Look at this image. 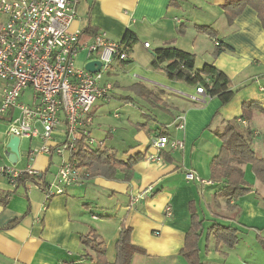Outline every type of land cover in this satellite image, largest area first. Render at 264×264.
<instances>
[{
    "label": "crops",
    "instance_id": "1",
    "mask_svg": "<svg viewBox=\"0 0 264 264\" xmlns=\"http://www.w3.org/2000/svg\"><path fill=\"white\" fill-rule=\"evenodd\" d=\"M226 1H79L71 31H80L81 35L92 26L121 42L130 29L137 36L135 43L141 54L150 61L145 75L133 84L104 79L114 88L109 99L100 100L120 103L126 110L123 115L120 112L112 116L121 122L120 128L109 125L99 137L94 123L91 125L93 136L103 143L96 142L97 148L106 150L113 160L127 162L137 154L143 159L130 167L128 174L117 162L104 167L84 166L88 175L50 199L42 186L56 185L58 163L63 160L57 154L35 155L32 164L38 174L25 176L15 185L0 175V264H91L96 255L94 242L84 243L85 235L91 232L105 241L107 258L114 263L123 222L132 227V243L146 251L136 254L133 264H264V257L251 262L250 239L241 236L252 228L264 233V185L251 164H245V179L253 191L228 201L217 194L222 183L211 177L212 159L222 145L218 133L228 123H235L248 134L257 155L264 157V27L250 6L230 21L223 9ZM198 25L211 26L215 35L200 31ZM94 37H82L81 43H91ZM146 42L150 47L144 45ZM167 45L193 53L197 70L205 64L221 69L235 91L233 99L224 104L217 95L197 94L196 85L170 79L155 69V50ZM221 46L223 50L217 53ZM125 48L127 60L115 59L112 63L117 70L124 71L126 64L134 61L130 47ZM91 59L87 50H82L77 66L84 67ZM1 98L2 91L0 105ZM101 111L92 112L93 122L105 114ZM181 117L185 118L184 128L179 127ZM97 130L101 131V126ZM161 135L182 140L185 146L159 150L153 139ZM10 136L9 128H0V166L25 170L30 164L31 147H39L42 139H30L25 149L21 148V140L20 157L11 163L7 147ZM163 151L166 157L161 161L147 158ZM56 158L60 162L55 165ZM190 172L195 179L187 178ZM194 209L203 220L197 258L183 253ZM214 223L238 228L239 242L234 248L217 243L209 233Z\"/></svg>",
    "mask_w": 264,
    "mask_h": 264
},
{
    "label": "built area",
    "instance_id": "2",
    "mask_svg": "<svg viewBox=\"0 0 264 264\" xmlns=\"http://www.w3.org/2000/svg\"><path fill=\"white\" fill-rule=\"evenodd\" d=\"M79 1L0 0V117L9 119V133L20 136L21 140L42 139L39 147H31L30 164L25 170L1 165L0 175L15 185L25 176L38 174L32 164L35 155L61 156L56 185L47 187L45 183L42 186L47 199L64 193L66 188L88 175V169L79 165L73 152L80 144L85 147L96 144L91 131L92 107L99 99H109L114 88L111 82L103 81L104 73L115 59L128 58L125 46L102 32L95 35L91 43H81L80 31L70 29ZM215 44L218 46L220 42L215 40ZM144 45L150 47L149 42ZM82 50H87L89 58L102 62L99 72L77 66ZM196 90L197 94H206L203 86H197ZM26 96L30 102L25 101ZM191 98L199 100L194 95ZM181 120L179 127L184 128L185 118ZM153 144L159 150L185 146L184 141L172 140L167 135L154 138ZM147 158L162 160L158 154ZM187 178L192 180L196 176L190 172Z\"/></svg>",
    "mask_w": 264,
    "mask_h": 264
},
{
    "label": "trees",
    "instance_id": "3",
    "mask_svg": "<svg viewBox=\"0 0 264 264\" xmlns=\"http://www.w3.org/2000/svg\"><path fill=\"white\" fill-rule=\"evenodd\" d=\"M254 8L264 27V0H228L223 5V9L230 21L241 14L246 7ZM200 31L211 36L215 35L214 29L207 25H198ZM99 32L92 26L85 28L80 35L81 38L93 37ZM137 42L135 32L128 29L121 40L126 47H130ZM223 47H218L217 53L221 52ZM195 55L173 45L159 47L155 50L153 67L160 70L168 78L183 81L189 85L203 86L207 93L212 96H219L224 104L230 102L235 94L231 89L229 77L213 64H205L200 70L195 69ZM256 104H248L247 107ZM222 140L220 151L215 155L211 162V177L214 181L221 182L222 186L217 194L224 196L228 201L237 200L247 196L253 191L252 185L245 179L243 165L251 164L256 177L264 185V157H259L251 145L248 134L241 131L235 123L228 125L218 133ZM75 160L79 165L89 167H104L105 164H116L108 155L106 150L101 148L85 147L82 144L73 152ZM166 152L161 156L165 159ZM143 159V155L137 154L131 157L127 162L118 161L117 164L122 167L126 174L129 168ZM167 159V158H166ZM114 162V163H113ZM264 200V198H263ZM17 221L9 225L14 226ZM203 228V220L200 219L196 209L191 214V227L187 233L183 253L191 258L199 256V239ZM132 227L124 222L121 226V232L116 244L117 258L111 263L107 258L106 244L98 234L91 232L85 235L84 243L94 242L96 252L95 258L91 264H133L136 254H146V251L132 243ZM209 233L213 234L218 244H225L234 248L239 242V230L231 225L214 223L209 228Z\"/></svg>",
    "mask_w": 264,
    "mask_h": 264
},
{
    "label": "rangeland",
    "instance_id": "4",
    "mask_svg": "<svg viewBox=\"0 0 264 264\" xmlns=\"http://www.w3.org/2000/svg\"><path fill=\"white\" fill-rule=\"evenodd\" d=\"M213 48L215 49L214 46ZM130 53H131V56L134 58V61H130L128 64H126L125 66L126 69L124 71L122 69L117 70L115 68V64L111 65L112 67L110 68V70L104 73L103 81L104 79H107V80H110L111 82H114L117 80V81L122 82L123 84H129V83L133 84L134 82L137 81L139 76L145 75L146 68L148 67V64L150 63V61L148 60V57L146 58L144 55L141 54L140 46L137 45L136 43H133L130 46ZM198 63L201 64L200 61ZM121 89H122L121 91L127 92L126 89L124 88H121ZM0 92H1V88H0ZM24 99L26 102H30V98L28 96L24 97ZM99 109L105 112V114H102L99 118L95 119L93 122L94 123L93 128L95 131H97L96 134L99 137H102V134L109 129L108 127L109 125L114 126V128L116 127L120 128L119 124L121 122L117 121L112 116H114L115 113L120 115V112L122 113V115L125 114L126 110L124 109V106H121L120 103H117V102L105 103L103 100L99 99L96 101V103L92 107V112H95ZM123 117H125V115ZM2 119L3 117H0L1 130L9 128L10 127V122H8L9 119H7V121H4ZM99 126H101V131L97 130ZM29 144H30V139L22 138V145H21L22 149L27 148ZM98 145L99 144H95L93 146L97 148ZM57 162H60V158L55 159V165L57 164ZM53 173H54V169L50 173V176L52 178H53ZM261 187H264V186L261 185ZM254 196H258V195L255 194ZM252 229L250 233L248 234L245 233L241 235L242 238L245 240L248 238L250 239L249 241L251 242V262L254 259L264 257V246H263L264 233H262V231L260 230H256L254 228Z\"/></svg>",
    "mask_w": 264,
    "mask_h": 264
},
{
    "label": "water",
    "instance_id": "5",
    "mask_svg": "<svg viewBox=\"0 0 264 264\" xmlns=\"http://www.w3.org/2000/svg\"><path fill=\"white\" fill-rule=\"evenodd\" d=\"M102 62L98 59H91L84 64V68L90 72H99ZM21 137L11 134L7 147L9 148V160L11 163H16L20 157Z\"/></svg>",
    "mask_w": 264,
    "mask_h": 264
}]
</instances>
